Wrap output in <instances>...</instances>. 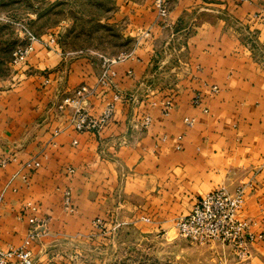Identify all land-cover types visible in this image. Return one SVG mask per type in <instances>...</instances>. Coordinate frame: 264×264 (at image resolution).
<instances>
[{"label":"crops","instance_id":"1","mask_svg":"<svg viewBox=\"0 0 264 264\" xmlns=\"http://www.w3.org/2000/svg\"><path fill=\"white\" fill-rule=\"evenodd\" d=\"M117 3L113 20L135 44L111 86L99 84V54L119 53L47 51L38 42L27 78L0 89V158L12 157L0 168V248L21 246L34 215V264H63L51 247L102 238L97 218L106 228L138 220L167 234L200 197L242 185L240 217L264 235V0H175L166 24L154 0ZM81 85L94 90L93 114L121 96L100 132H78L70 110L57 109ZM168 96L174 107L165 115L152 103ZM232 264H264V238L248 263Z\"/></svg>","mask_w":264,"mask_h":264},{"label":"rangeland","instance_id":"2","mask_svg":"<svg viewBox=\"0 0 264 264\" xmlns=\"http://www.w3.org/2000/svg\"><path fill=\"white\" fill-rule=\"evenodd\" d=\"M118 9L117 0H0V89L20 85L31 73L25 68L27 61L16 62L13 55L26 42L28 28L40 38L57 37L55 42L43 41L41 47L47 51L130 50L135 39L126 37L121 24L113 20ZM101 233L96 241L52 246L50 258L59 250L63 264H232L251 259L238 260L228 246L198 243L178 235L177 229L150 232L138 220L117 222Z\"/></svg>","mask_w":264,"mask_h":264},{"label":"built area","instance_id":"3","mask_svg":"<svg viewBox=\"0 0 264 264\" xmlns=\"http://www.w3.org/2000/svg\"><path fill=\"white\" fill-rule=\"evenodd\" d=\"M175 0H154V7L157 11L158 18L167 23L172 4ZM264 19V10L258 15ZM26 42L15 49L13 52L16 62H25L36 49V43L43 40L29 28L25 32ZM50 42H55L51 37ZM73 52V53H81ZM93 53L95 51L89 50ZM102 59V70L99 75V84L103 87L111 86L117 76L115 65L125 61L132 56V52H121L117 55L99 54ZM131 74V72H130ZM214 91L218 90L217 86L213 87ZM94 92L93 88L87 85H81L74 90L73 95L65 97L57 105V109L64 111L70 110L69 121L78 132H100L113 118L116 101L120 99V94H116L100 114H93L87 108L89 96ZM194 103H201V93L196 92ZM154 106L161 108L163 114L168 115L174 107L173 99L168 96L161 101H154ZM204 111H208L204 108ZM185 123L193 126L195 119L185 117ZM151 118L146 116L144 124L147 126ZM12 157L4 155L0 158V168L4 167ZM27 166H39V162H31ZM247 186L242 185L236 190L231 191L226 187L217 188L200 197L192 210L180 216L176 221L178 235L189 238L198 243L219 242L228 246L233 255L238 260H248L252 256L253 245L263 239V234H255L250 228V222L240 217V211L245 201ZM4 192L0 196V209L3 203ZM65 208L73 212L75 209L71 201V191H65L64 197ZM32 211L35 207L31 208ZM1 219V214H0ZM30 227L27 238L19 247L0 248V264H34L31 244L33 240L39 237V220L36 216L29 217ZM94 224L102 232H105L106 225L103 219L97 218Z\"/></svg>","mask_w":264,"mask_h":264}]
</instances>
